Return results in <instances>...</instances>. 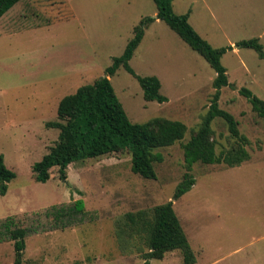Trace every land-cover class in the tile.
<instances>
[{"label": "rangeland", "instance_id": "rangeland-1", "mask_svg": "<svg viewBox=\"0 0 264 264\" xmlns=\"http://www.w3.org/2000/svg\"><path fill=\"white\" fill-rule=\"evenodd\" d=\"M177 14H189L194 29L213 47H232L222 62L234 87L221 90L220 108L239 122L248 138L250 160L241 166L197 163L195 186L174 201L187 172L183 145L199 129L216 90L215 71L164 22L145 31L131 67L141 77L156 76L168 102H148L134 76L120 68L110 77L132 123L154 118L183 122L184 140L157 152V179L132 172L128 153L73 163L61 180L58 169L46 183L33 165L55 146L61 100L105 77L148 17L153 0H23L0 19V155L16 179L0 194V219L56 204L83 200L97 217L78 227L26 239L23 264H145L141 237L119 233L128 213L174 202L196 264H264V119L240 95L247 88L264 100V59L240 41L260 38L264 46V0H174ZM216 152L239 144L227 123H212ZM180 251L151 264H185ZM0 264H15L13 242L0 244Z\"/></svg>", "mask_w": 264, "mask_h": 264}, {"label": "trees", "instance_id": "trees-1", "mask_svg": "<svg viewBox=\"0 0 264 264\" xmlns=\"http://www.w3.org/2000/svg\"><path fill=\"white\" fill-rule=\"evenodd\" d=\"M23 0H0V19ZM157 7L156 18L143 19L134 29V36L129 41L120 57L105 71V77L93 84L81 86L76 93L64 97L58 107V120L48 122L50 129L60 131L58 141L49 152L33 165L32 172L39 183L48 182L55 169H58L61 180L68 177V168L76 162L99 159L110 155L128 153L131 156L132 172L145 179L156 180L155 163H162L164 157L157 152L169 148L184 140L187 126L180 121L154 118L146 123H132L123 104L117 97L110 77L124 68L139 81L144 99L148 102L166 103L168 99L161 93L162 83L156 76L141 77L130 65L136 50L141 45L146 29L156 20L164 22L191 49L197 52L215 71L213 87L216 90L210 109L199 129L183 145L186 174L177 186L174 201L182 198L196 184L192 176L195 164H226L228 167L241 166L250 160L245 148L249 140L241 135L239 122L229 112L220 108L221 90L234 87L229 81L228 71L223 65L224 55L232 47H213L191 25L189 14H177L174 0H153ZM243 48L253 49L264 59V46L260 38L243 40L238 43ZM241 96L251 104L253 111L264 119V100L258 98L247 88L239 90ZM223 119L230 134L237 140V147L223 155L216 152V141L212 123ZM16 179L3 155H0V194L5 196L9 184ZM97 219L86 209L83 200L56 204L38 211L14 215L0 219V244L13 242L15 264H23L26 239L44 233L65 230L81 226ZM119 233L141 237L148 246L143 254L145 264L151 260H163L167 253L180 251L185 264H196L197 258L181 221L174 209V202L128 213L119 223Z\"/></svg>", "mask_w": 264, "mask_h": 264}]
</instances>
